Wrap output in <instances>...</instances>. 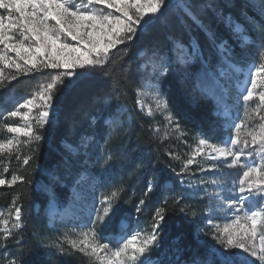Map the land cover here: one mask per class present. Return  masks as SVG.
<instances>
[{
    "label": "snow or ice",
    "instance_id": "obj_1",
    "mask_svg": "<svg viewBox=\"0 0 264 264\" xmlns=\"http://www.w3.org/2000/svg\"><path fill=\"white\" fill-rule=\"evenodd\" d=\"M225 5L233 7L234 0H224L223 4L216 0H0V88L21 76L38 80L30 95L17 101L15 107L9 111L0 109V133H6L0 136V188L21 186L12 195L10 206L0 209V249L8 257L7 264H25L22 258L10 255L8 246L13 243L23 248L28 225L23 202L29 198L33 172L40 168L38 154L45 140V127L55 128L66 98L86 82L103 83L110 78L113 90L120 88L127 96L128 76L123 66L128 64L125 58L134 48H138L136 72L141 82L135 90V107L153 119L158 114L164 118L168 129L165 138L169 132L180 137L190 135L173 113L165 92V85L172 78L213 99L214 114L224 121L222 128L228 135L214 142V136L201 132L180 171L171 169L185 190L180 195H168L171 183L160 181L155 174L147 180L135 206L136 213L148 210L150 193L162 196V202L154 207L147 228L128 231V220L117 207L127 191L125 165L129 166L128 178L140 179L147 175L148 164L112 146V130L122 124L125 116L130 119L133 109L126 104L113 106V94L102 90L95 103L106 115L99 121L92 117L91 124L102 122L109 129L107 137L101 131L81 136L77 144L62 142L67 156L58 167L64 169V175L50 173L53 181L63 185L72 176L73 162H79L81 155L88 157L84 164L103 169L101 177L93 176L85 167L75 179L73 201L81 199L76 189L85 182L93 193L100 192L99 198L93 195L90 202L86 200L80 206L82 215L63 222L65 231L55 239L42 238V246L54 250L49 251V256L80 253L88 258V264H160L154 260V253L163 248L162 225L166 226L169 209L178 210L191 223H199L191 206L181 201L195 198L199 185L210 184L212 189L204 188L201 196L207 198L209 205L205 210L207 218L201 220L212 231L198 229L197 240L202 232L204 236L211 234L216 244L209 246L205 257H196L191 264H264V26H256L258 36L254 40L232 13L224 15ZM249 6L264 17V0H245L243 7ZM173 10L178 13L175 26L169 20ZM241 15L246 13L241 10ZM219 21L239 41L242 50L257 45L261 62L245 66V53L237 52L228 38L218 32ZM162 24L174 29L167 36V49L158 41L145 42ZM117 61L122 65L118 79ZM233 78L237 88L235 103L242 107V115L230 112L226 104L229 89L221 84L222 80ZM207 81L215 87L206 88ZM146 97L151 98L150 104H146ZM253 100L257 103L250 106ZM254 117L261 123L251 125ZM9 120L18 122L7 123ZM151 130L153 134L160 131L156 124ZM13 158L17 168L6 177ZM194 164L197 168L189 171ZM237 167L242 169L240 178L229 182L221 169ZM196 172L211 175L197 181L192 179ZM106 186L107 192L100 191ZM37 187L50 197L53 209L59 207L52 187ZM217 213L230 218L229 222L221 226L216 222ZM66 214L51 212L49 225L55 228ZM117 226L119 231L114 230ZM181 251L177 249L172 264H188L180 260Z\"/></svg>",
    "mask_w": 264,
    "mask_h": 264
},
{
    "label": "trees",
    "instance_id": "obj_2",
    "mask_svg": "<svg viewBox=\"0 0 264 264\" xmlns=\"http://www.w3.org/2000/svg\"><path fill=\"white\" fill-rule=\"evenodd\" d=\"M235 5L238 7L237 12L234 11V8L225 5L223 7L225 13H232L233 17H236L241 22L240 13L242 10L259 20L258 16L248 7H243L244 4L239 0H236ZM173 30V28L162 24L150 36L145 38V42L158 41L161 46L167 49L169 47L167 36ZM176 30H178V27H176ZM217 30L221 35L228 38L229 43L235 47L237 52L243 51L245 53L244 49L242 50L234 41L229 29L225 27L222 21L218 22ZM200 39L201 41L204 40L202 34H200ZM137 52L138 48L132 49L128 57L125 58L128 64L123 66L128 76L127 96L122 94L120 88L113 90L110 78H105L103 83L100 80L86 82L80 88L73 90L66 98L55 128L49 129L48 126L45 127V140L41 142L38 154L40 168L33 172V185L28 190L29 198L23 202L24 214L28 218L23 248L13 243H10L8 246L10 255L22 258L25 264H56L54 255L49 256L48 248L43 247L41 243L42 238L52 236V228L49 226V219L47 217V207L50 197L44 191L39 190L37 186L52 187L56 202L59 208L63 209L68 205L72 197V187L77 175L82 173L85 167L89 168L92 175L98 179L101 177L103 169L98 166L91 167L85 165L84 161L88 157L84 155L79 157V162H73L72 176L64 180L63 185L53 181L50 173H58L61 177L64 175V169L58 167L67 156L62 142L66 141L77 144L81 136H91L94 132L101 131L105 138L107 137L109 129L102 125V122H98L96 126H92L91 124L92 117H97L99 121L102 115H106V113L99 111V106L95 103V97L102 90L113 94V106L115 104H126L133 109L131 118L129 119L128 116H125L122 124L112 130V146L127 152L133 159H143L148 164L147 175L140 179H137L136 176L128 178L126 171L129 166L125 165L127 191L122 194L117 207L121 210V216L127 218L130 227L134 226V224L148 227L151 223L154 207L159 202H162V196L159 194L153 196L150 193V201H146L148 210L142 211L139 214L135 211V206L143 194L147 180L152 179L154 174L160 181L171 183V188L167 192L168 195L176 196L185 191L179 183V178L171 170L175 168L176 171H180L184 160L170 141L161 140L156 134H153L151 130V126L154 125L153 120L146 117L135 107V90L141 85L136 72L139 63L136 59ZM121 67V62L117 61V79L120 75L118 70ZM24 80H28V82L32 80V84L37 81L35 77H24ZM19 84L16 83L17 86ZM165 92L172 106L173 113L177 115L181 125L190 135H200L203 132L214 136V138L216 136L214 139L216 141L220 138L217 131L218 121L214 116L213 104L205 99L193 98V94H191L193 87L190 84L185 85L178 78H172L171 82L165 85ZM214 129L215 131H213ZM169 153L172 155L170 156ZM92 155L94 157V151ZM176 156H179V159H175L174 157ZM16 168L17 164L15 158H13L10 171ZM18 190H21L19 184L13 189H8L7 187L0 188V209L6 210L10 206L12 195ZM149 203H151V207H149ZM181 203L191 206V211L197 214V220L199 215L203 214L201 205L197 200L186 198ZM117 219L119 221V217ZM166 222V226L162 225V228H164L163 248L161 251L154 253V260H160L164 264H171L170 260H174L178 254L177 249H182L179 253L180 260L188 261V264H191L192 260L196 257H205L208 251L207 244L201 241L200 237L199 241L197 240L199 223H191L189 217H185L184 214L172 208L169 209ZM114 230L119 231L118 226ZM3 252L4 250L0 249V253L3 254Z\"/></svg>",
    "mask_w": 264,
    "mask_h": 264
},
{
    "label": "rangeland",
    "instance_id": "obj_3",
    "mask_svg": "<svg viewBox=\"0 0 264 264\" xmlns=\"http://www.w3.org/2000/svg\"><path fill=\"white\" fill-rule=\"evenodd\" d=\"M241 3H245V0H239ZM217 3L223 4L224 0H216ZM236 0H234V6L232 8H234V11H238V7L235 5ZM251 11H253V13H255L259 20L252 16H250L249 13H246L245 15H241V22L237 20L236 17H234L239 23H241L246 29L248 34L255 40L258 36V31L256 30V26L260 25V26H264V17H261L259 12L253 8V7H248ZM224 11V15L227 16L229 13H225ZM178 15V13L173 10V12H171L169 14V20L172 22L173 25H175V18ZM248 18H251V20H249ZM223 22V21H222ZM178 27V26H176ZM230 31V30H229ZM231 33V31H230ZM232 35V33H231ZM234 41L237 43V45L239 46V41L235 40ZM245 51V55H244V60H245V66L247 65V63H259L261 62V50L257 45H251L249 47H247L246 49H244ZM215 63V61H214ZM193 71H195V67H193L192 69ZM25 76H21L19 77V79L12 81L11 83L7 84L6 87L4 88H0V109H3L4 111H9L11 110L13 107H15V104L17 101L21 100L23 97L30 95L32 89L35 87V84L38 83V80L35 81L34 84H32V80L31 82L28 80H24ZM240 79H243V77H241ZM16 83H20L18 86L16 85ZM221 84L224 87H227L229 89L228 91V98L226 100V104L229 106V110L232 114H235L236 112H240L241 115L243 113V109L242 107L236 105L235 103V97L237 96V88H236V79L233 78L232 80H222ZM16 85V87H15ZM205 87L208 89H213L215 87V85L211 82V81H207L205 83ZM256 91H259V89H257ZM191 94H193V98L195 99H205L210 101L213 106H214V113L216 111V105L213 101V99H211L206 93L200 91L199 89L193 88V92H191ZM146 104H150L151 103V98L150 97H146L145 99ZM257 103V101L253 100L252 102H250V106H254ZM262 114H264V112H262ZM146 116V115H145ZM214 116L217 118L218 121V127H217V131L219 132V139L216 141L214 140V142H219L220 140H222L224 137H226L228 135L227 132L223 131L222 125L224 123V121L217 115L214 114ZM148 117V116H146ZM150 119L153 120L154 124L159 126L160 131L158 133H156V135L164 141H170V143L176 147L177 152L181 155L182 159L185 161L188 158V155L191 153V151L196 147V144L198 142V138L199 135L195 134V135H188V136H184V137H180L177 134H175L174 132H169L167 138H165V133L168 132V129H166L165 124L166 121L164 120V118L162 116H160L159 114L156 115V117L153 119L152 117H148ZM7 123H12L15 124L18 122V120H9L6 121ZM261 121L259 120L258 117H254L253 120L251 121V125H258L260 124ZM6 135V133H0V136H4ZM216 138V136H215ZM184 141H187V143H184ZM0 159H3L2 157H0ZM197 159H200L199 157ZM2 167V166H0ZM197 168V165H192L190 166L189 171H194ZM88 171L91 173L90 169L87 168ZM100 170V169H99ZM84 172V169L82 171V173ZM221 172L226 173V179L231 182V181H235L238 180L240 178V175L242 173V169L240 168H232V169H228V168H222ZM12 174V171L9 170L8 173L5 174L6 177H10ZM92 174V173H91ZM187 175V174H185ZM210 173H200V172H196V175L194 177H192V179L195 180H199V178L201 176H210ZM94 176V175H93ZM96 177V176H95ZM229 187L231 186V183H229L228 185ZM212 185L210 184H203V185H199L200 188V192L198 194H196L195 200H197L202 208V212L203 214H200L198 217L199 220V227L198 229H204L205 231H208L209 233H211L212 229L211 226H207L205 225V223L203 222V220H201V217H204V219L207 218V212L205 211L208 208V200L207 198L201 199V196L204 195L203 193V189L204 188H208L209 190L212 189ZM73 190V187H72ZM76 191L79 192L81 199L76 200L75 202L73 201V197L75 195L74 190H73V194L72 197L68 203V205L65 208H56L53 209L50 204L47 207V217L49 219V214L53 211H59L60 213H67L64 216V221L62 222H58L57 226L55 228H52V236L49 237L50 239H55V237L59 234H61L63 231H65V229L61 226L63 222H68V221H74L79 215H82V213L80 212V206L87 200V201H91L93 195H95V197L99 198V194L100 192H95L93 193L91 187L89 186V184L87 182L83 183L82 185L78 186ZM100 191L103 192H107L108 191V186H106V188H101ZM230 218L226 219L224 217L223 213H217V217H216V222L219 223L221 226H223L224 223L229 222ZM129 224V222H128ZM135 228H140V229H145L147 227L141 226L139 224H134V226L129 227L128 231H131L132 229ZM199 237L201 239V241L205 242L207 244V247L209 248V246L211 245H215L216 241L213 240L211 238V234H209L208 236H204L202 232L199 233ZM49 251H53L54 250H50ZM56 260V264H88V258L82 256V254L80 253H74L71 256H61L58 254H53ZM254 259V258H253ZM7 260L8 257L4 256L2 253H0V264H7ZM160 262V264H164L163 262H161L160 260H158ZM174 260H170V263L172 264ZM256 264H259V261H256Z\"/></svg>",
    "mask_w": 264,
    "mask_h": 264
}]
</instances>
